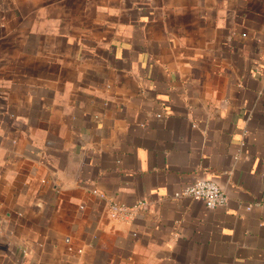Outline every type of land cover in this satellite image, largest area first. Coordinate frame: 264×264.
I'll use <instances>...</instances> for the list:
<instances>
[{"label": "crops", "instance_id": "0c3cea01", "mask_svg": "<svg viewBox=\"0 0 264 264\" xmlns=\"http://www.w3.org/2000/svg\"><path fill=\"white\" fill-rule=\"evenodd\" d=\"M0 264H264V0H0Z\"/></svg>", "mask_w": 264, "mask_h": 264}, {"label": "built area", "instance_id": "2783aa9c", "mask_svg": "<svg viewBox=\"0 0 264 264\" xmlns=\"http://www.w3.org/2000/svg\"><path fill=\"white\" fill-rule=\"evenodd\" d=\"M94 193H97L94 191ZM175 198H190L201 201L208 209L223 207L227 196L221 186L208 178H197L174 193Z\"/></svg>", "mask_w": 264, "mask_h": 264}]
</instances>
